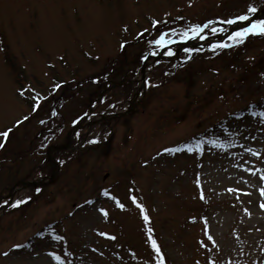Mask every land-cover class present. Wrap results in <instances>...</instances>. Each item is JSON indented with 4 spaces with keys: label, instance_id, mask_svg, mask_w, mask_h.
<instances>
[{
    "label": "rangeland",
    "instance_id": "obj_1",
    "mask_svg": "<svg viewBox=\"0 0 264 264\" xmlns=\"http://www.w3.org/2000/svg\"><path fill=\"white\" fill-rule=\"evenodd\" d=\"M250 6L263 12L264 0H0V133L11 130L0 196H32L0 203V264H264V113L233 114L251 102L264 112V34L237 44L212 31ZM195 24L197 40L215 41L171 48L153 68L149 58L151 85L133 104L140 58L163 47L152 41ZM105 71L109 100L89 105L102 88L89 78ZM115 102L133 109L88 116ZM77 116L83 129L70 131ZM223 119L237 135L229 148L176 150ZM67 139L53 183H17L50 181L48 150Z\"/></svg>",
    "mask_w": 264,
    "mask_h": 264
},
{
    "label": "trees",
    "instance_id": "obj_2",
    "mask_svg": "<svg viewBox=\"0 0 264 264\" xmlns=\"http://www.w3.org/2000/svg\"><path fill=\"white\" fill-rule=\"evenodd\" d=\"M2 42L4 43L3 39H2ZM3 48H5V45H3ZM4 59H5V62L7 63V65H8L7 67L11 70V67H14V62L12 63L11 57L9 55H6L5 52H4ZM15 65H16V63H15ZM115 65H114V67L111 70L113 73L115 71L118 72V69L115 68ZM115 75L119 76L120 74L116 73ZM89 79H90V81L91 80L93 82L95 81L97 85H100V86L102 85V87H103L104 83L107 80H113L114 76H113V74H110L109 72L105 71V72L100 73V74L91 75ZM101 90H102V88H101ZM97 95L98 94H96L95 96H97ZM104 100H105V102H107V100H109L107 95L105 96ZM115 103H117V102H115ZM260 104L264 105V97L261 98ZM118 105H120V104H114L113 103V104H110L107 107H103V108H99V106H98L94 113L95 114H105V113H108V112H110V113L111 112H115L119 108H121V106H118ZM110 107H111V109H109ZM259 109L260 108H259L258 104L256 102H252V103H250L248 105L247 111L246 110H238V111H236L234 113V115H236V116L240 115V117H242L247 112L248 115L257 116L259 114H262V113H260ZM226 122H227V120L224 119L220 123L212 124L205 131H202V132H199V133H196V134L192 135L187 140L186 143H184V144H182L180 146V149L181 150L184 149L186 151H194L196 147H201L202 148L205 145H207V146L219 145V146H221L223 148H227L229 146L228 142H229V138L231 136V133L228 132V130H227ZM93 127H94V125H92L91 128L89 129L90 132L93 129ZM189 149H191V150H189ZM60 152H61L60 150H56L53 153L54 156L57 159L66 158L67 157L68 153H66V152L60 153Z\"/></svg>",
    "mask_w": 264,
    "mask_h": 264
},
{
    "label": "snow or ice",
    "instance_id": "obj_3",
    "mask_svg": "<svg viewBox=\"0 0 264 264\" xmlns=\"http://www.w3.org/2000/svg\"><path fill=\"white\" fill-rule=\"evenodd\" d=\"M248 11L249 12H255L256 9L254 7L250 6ZM248 19H249V17L246 14L238 15V16L234 17L233 19L226 20L225 23L233 24L236 21H247ZM208 23L211 24L212 22L209 21ZM172 31L174 32L175 29H172ZM201 31H202V26L201 25H199V24L192 25L190 29H185L183 31V34L180 36V39L183 40V39H188L189 36H193V37L197 36L199 33H201ZM212 31L213 32H223V31H226V29L223 28V27H214L212 29ZM249 34H264V20H253L246 27H241V28L237 29L236 31L232 32L231 35L228 36V40L229 41H234L235 43L239 44V43H242L243 42V38L246 37ZM201 38H203V37H201ZM152 43H154V44H156L158 46H163L164 43H171V38L170 37H166V35L162 33L159 36V38L153 40ZM218 46L219 47H225V46H228V45L225 44V43L209 45V47H212V48H216ZM186 51H191V49H186ZM56 87H58V85H56ZM16 123L19 124L20 121L18 120ZM10 131H11L10 129L5 130L3 133H0V136H3L6 139ZM2 146H3V144L0 143V147H2ZM189 150H191V149H189ZM165 151H168V149H165ZM257 155H258V153H257ZM249 171H251V169H249ZM197 183H199V181H197ZM37 191H39V189H37ZM262 191H264V190H262ZM105 195H108V193L105 192ZM27 199H29V197H25V200H27ZM132 200L135 202L136 197L133 196ZM23 202L24 201H22V200H16L15 201V205H19V204H21ZM4 203H7V201H4ZM120 206L123 207L122 204ZM140 207H141V211L143 212L144 211L143 210V206L141 205ZM262 207H264V204H262ZM100 211L104 212L105 210L104 209H100ZM144 219H145V221H147L149 219V217L145 214L144 215ZM149 232H151V229H149ZM152 245H153L154 248H156L157 252H159V248L156 245L155 240L152 241ZM13 247H20V245H14ZM56 258L59 259L58 256ZM160 264H163L162 259H161Z\"/></svg>",
    "mask_w": 264,
    "mask_h": 264
},
{
    "label": "bare ground",
    "instance_id": "obj_4",
    "mask_svg": "<svg viewBox=\"0 0 264 264\" xmlns=\"http://www.w3.org/2000/svg\"><path fill=\"white\" fill-rule=\"evenodd\" d=\"M237 27H239V24H234L233 28H237Z\"/></svg>",
    "mask_w": 264,
    "mask_h": 264
}]
</instances>
